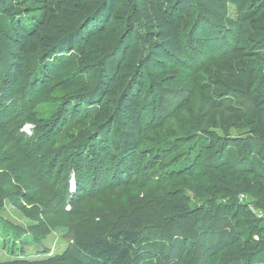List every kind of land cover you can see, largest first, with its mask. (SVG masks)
Returning <instances> with one entry per match:
<instances>
[{
  "label": "rangeland",
  "instance_id": "obj_1",
  "mask_svg": "<svg viewBox=\"0 0 264 264\" xmlns=\"http://www.w3.org/2000/svg\"><path fill=\"white\" fill-rule=\"evenodd\" d=\"M99 2L74 0L72 9L94 15ZM16 3L13 13L0 10L3 30L13 34L15 19L28 30L26 45L0 51V264H87L75 234L131 230L132 216L154 218L138 230L143 245L180 241L184 249L179 258L147 253L145 264H264V179L247 174L251 165L264 173V129L252 95L228 88L253 69L251 93L264 98V0H219L222 20L204 22L198 49L200 19L182 22V55L162 58L155 70L138 52L122 58L127 37L137 51L147 43L134 0H120L107 31L76 51L73 70L55 77L43 70L68 52L48 46L44 35L71 37L79 22L60 19L50 1ZM138 71L142 92L131 103ZM106 72L113 82L105 92ZM81 76L83 85L73 84ZM204 96L224 104L213 108ZM94 103L96 115L76 124ZM164 143L170 150L152 153ZM227 164L237 167L234 176ZM243 241L248 262L235 252Z\"/></svg>",
  "mask_w": 264,
  "mask_h": 264
},
{
  "label": "trees",
  "instance_id": "obj_2",
  "mask_svg": "<svg viewBox=\"0 0 264 264\" xmlns=\"http://www.w3.org/2000/svg\"><path fill=\"white\" fill-rule=\"evenodd\" d=\"M27 5L38 7L39 4L45 2L56 3L53 7L56 10V15L63 20L69 19L70 21L79 22V28L76 33L72 34L71 37L61 39L58 37H50L44 35V40L48 42V46L58 50L61 53L62 50H67L65 55H55L53 60L47 64L43 70V74L55 77L58 76L60 72H65V70H73L76 66V51L82 52L86 43L90 42L93 38L104 34L108 27L111 25L110 18L115 14L117 9H119L120 0H100L101 3L99 11L94 15H83L79 11L72 9V3L74 0H23ZM79 2H84L87 0H77ZM195 5H192V0H134L135 11L143 19L144 26L146 28L145 41L147 43V48L137 51L135 49V44L130 45V37H127L123 42L121 48V55L123 59H128L132 53H140L139 58L143 56L146 58L145 62L148 68L157 69L161 67L162 58H172L170 56L179 57L182 55V37L180 33V27L182 22L192 20L193 18H199L201 23L198 25V29H195V33L199 32L202 25L213 21V19L222 20L219 16L220 3L219 0H193ZM263 6V5H262ZM17 3L16 0H0V10H7L9 13L16 10ZM57 10H59L57 12ZM252 13L245 14L242 19L251 20L253 18ZM13 24L14 31L13 34L10 31H5L0 23V51L6 49V47H12L16 45H26V34L27 29L21 23V20L15 19ZM130 25L132 23L130 22ZM201 33L195 34L193 38V45L195 48H200L202 46ZM264 49V46H261ZM145 50V52H144ZM10 52V51H6ZM259 51L257 54H259ZM145 53V54H144ZM258 57H260L258 55ZM262 60V59H261ZM231 68V65H229ZM117 68L123 69L117 64ZM111 74L106 72V82L105 89L111 87L113 80L111 79ZM259 74L255 70L251 69L247 76L245 83H239L238 81L234 84L229 85V89L237 92L238 94H251V101L255 107V112L257 115V120L259 127L264 129V98H260V93L252 94L251 90L256 84ZM144 76L138 71L134 76L127 95V100L131 103H136L137 95H135L136 90L142 92V82ZM73 84L83 85V77L75 81ZM206 86H201V90L205 95ZM206 98V103L213 107L219 108L223 106L224 101L215 102L208 96ZM83 102V100H82ZM79 102V105H82ZM98 103H94L90 106L86 112L82 115L81 111L77 113L80 117L76 120V124H81L86 126L90 119H92L96 113L99 111ZM78 106V104H77ZM225 107V106H224ZM76 108V107H75ZM225 110L229 111L228 116H239L237 114V109L232 106H226ZM241 114V111H240ZM68 116V114H65ZM66 122V121H65ZM69 128V127H68ZM206 144V143H205ZM168 144L156 145L152 153L158 155L159 152H165L170 150ZM229 153V152H228ZM260 155L264 162V146L261 148ZM233 153H229L231 158ZM189 158V157H188ZM191 159V158H189ZM229 160V159H227ZM254 164L256 161H252ZM76 167L75 163H71ZM252 164V163H251ZM250 164V165H251ZM230 171L229 176H234L237 167L227 164ZM71 166V165H69ZM69 166H66L67 168ZM56 167V165H54ZM60 168V167H59ZM245 169V168H244ZM59 170V169H58ZM247 170L249 171L247 173ZM246 170L247 174H250L256 178L264 179V173H256L255 168L251 165ZM239 174L245 172V170L238 169ZM257 174V175H256ZM239 182V178H232ZM167 215H172L171 211L167 208L161 211ZM162 215L158 216V221L161 219ZM154 223V218L151 216L144 222L140 220L137 216H132L128 219V225L131 230H120L114 227L116 233L105 236V235H95V234H83L77 232L73 237V244L75 246L76 253L83 257L87 264H145V256L147 253H158L163 256L173 255L175 258H179L183 255L184 249L181 242L178 241L174 246L167 247L165 244L154 241L143 245L140 239V234L138 230L144 227V225L150 226ZM245 237H249L248 233L242 232ZM248 240V239H245ZM214 250L217 245H212L205 242L203 247ZM244 241L238 243L235 248V252L240 256L241 260L248 262L252 257V253L247 251L245 248Z\"/></svg>",
  "mask_w": 264,
  "mask_h": 264
}]
</instances>
